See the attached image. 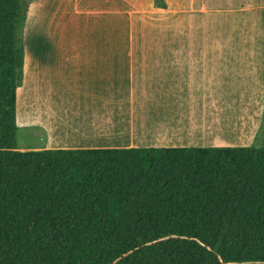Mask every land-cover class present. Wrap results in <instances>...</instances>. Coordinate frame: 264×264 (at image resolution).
Masks as SVG:
<instances>
[{"label": "crops", "instance_id": "1", "mask_svg": "<svg viewBox=\"0 0 264 264\" xmlns=\"http://www.w3.org/2000/svg\"><path fill=\"white\" fill-rule=\"evenodd\" d=\"M166 2L31 1L17 124L43 142L18 148L251 144L264 116V0ZM225 118L247 119L251 134L224 131Z\"/></svg>", "mask_w": 264, "mask_h": 264}, {"label": "trees", "instance_id": "2", "mask_svg": "<svg viewBox=\"0 0 264 264\" xmlns=\"http://www.w3.org/2000/svg\"><path fill=\"white\" fill-rule=\"evenodd\" d=\"M31 1L0 0V264H264V144L18 148Z\"/></svg>", "mask_w": 264, "mask_h": 264}, {"label": "rangeland", "instance_id": "3", "mask_svg": "<svg viewBox=\"0 0 264 264\" xmlns=\"http://www.w3.org/2000/svg\"><path fill=\"white\" fill-rule=\"evenodd\" d=\"M29 94H25L24 87H21V89L18 91L19 121H23L25 119L24 118L25 116L24 102H25V99H27V97L29 96ZM26 112L28 113L29 110H26ZM84 119L87 121H91L90 119H86V118ZM225 119L227 120L225 121V124H223L221 129H223L224 131H228V133H232V135H236L238 138H241L244 133H248L250 135L253 130V127H254L253 124L248 123L247 119H246V122L245 121L243 122L242 120L238 118L237 119L236 118H225ZM122 121H124L123 124H126V117H123ZM195 123H199L198 126L201 125L202 128H204L205 127L204 125H206L204 119H198L197 121H195ZM155 127H158V126L155 124ZM54 131L62 135H66L65 133H67V131H62V130L57 131L56 128ZM41 137L42 135H40L39 132H33L30 130H26L24 127H19L17 131V145L18 147H22V145H24L25 142H28L25 144L34 146L38 144L39 141L43 142V138L41 139ZM255 137H256L255 140L249 145L264 144V116L261 121V125H259L257 129L255 130Z\"/></svg>", "mask_w": 264, "mask_h": 264}, {"label": "bare ground", "instance_id": "4", "mask_svg": "<svg viewBox=\"0 0 264 264\" xmlns=\"http://www.w3.org/2000/svg\"><path fill=\"white\" fill-rule=\"evenodd\" d=\"M56 117H57V116H56ZM78 119H79V118H78ZM58 120H59V119H58ZM67 121H68V122L70 121V122L68 123V125H69L70 123H72V120H71L69 117H67ZM57 129H58V128H57ZM59 130H60V129H59ZM68 131H71V130L68 129Z\"/></svg>", "mask_w": 264, "mask_h": 264}]
</instances>
